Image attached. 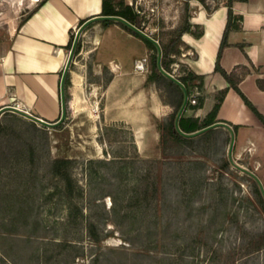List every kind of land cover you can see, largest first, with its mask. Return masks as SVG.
Returning a JSON list of instances; mask_svg holds the SVG:
<instances>
[{
    "label": "trees",
    "instance_id": "1",
    "mask_svg": "<svg viewBox=\"0 0 264 264\" xmlns=\"http://www.w3.org/2000/svg\"><path fill=\"white\" fill-rule=\"evenodd\" d=\"M190 1L185 0L184 13L174 29L150 36L158 45L122 21H97L104 23L105 27L107 24L120 26L142 40L148 48V72L141 88L149 90L155 87L163 103L171 108L165 118L153 116L159 139L152 158L143 159L137 152L132 157L113 155L110 160L90 159L84 162L62 157L51 158L47 127L39 126L35 121L13 112H5L1 116L0 236L9 240L24 230L30 239L47 230L40 216L44 201H57L67 209L66 221L62 223V235L42 239L30 254L28 264H75L77 258L87 255L84 246L79 245L84 240V229L85 236L100 247L101 242L114 233L104 232V226L108 222L121 228L123 239L134 247L133 253L139 264H153L146 263L145 257L158 259L156 264L197 263L200 253L196 252V248L198 243L202 246L203 242L199 229L195 230V233L187 234L189 237H182L176 232L173 246H179L178 240L181 237L184 239L179 256H172L168 245L160 244L156 231L161 225L166 228L170 222L166 218L173 204L176 211L185 206L184 211L193 213L195 197L200 194L203 184L207 181V176H201L200 173L206 171L209 161L217 164L214 172H219L221 176L231 173L230 157L221 154L231 145L232 135L225 127H215L193 137L184 134H195L218 123L217 114L230 89H234L241 96L263 125L264 115L240 89L242 77L236 73H228L220 64L223 50L229 45V34L240 30L243 21L242 16L235 14L233 6L235 3L248 1L226 0L228 22L217 56L215 72L227 81L228 86L217 91L213 108L205 119L201 121L199 117H195V113L205 105L206 77L196 74L182 61L184 50L187 49L183 36H199L197 31L194 32V28L198 29V26L194 27L191 23ZM198 1L209 12L220 6L219 3L212 8L206 0ZM101 16L121 17L142 30L140 13L124 1L120 3V8H115L104 0V12ZM73 41L72 35L70 47ZM79 47L80 45L75 54L79 52ZM167 74L178 80L185 89ZM257 83L264 90L260 79ZM71 85L69 70L65 80L67 100L70 97ZM186 97L188 100L185 105ZM183 107L177 125L176 120ZM21 121L25 124L19 127L18 122ZM229 125L235 133L233 153H236L239 144L236 133L240 127L231 123ZM79 166L87 175V185H83L77 177L76 170ZM246 178L252 183L256 205L264 213V196L258 182L252 176ZM9 186L11 188L7 190ZM212 193L215 194V191L210 192L211 196ZM107 197L112 201L110 209L105 205L104 200ZM220 201L224 204L227 202L222 195ZM86 208L89 209L87 213ZM243 236L239 249L229 250L217 264H237L236 261L242 257L264 250V229L256 233L244 232ZM158 248L162 250L161 257L152 256V252ZM10 251V246H0V264H20L18 254L12 255ZM100 254L92 259V264L102 262Z\"/></svg>",
    "mask_w": 264,
    "mask_h": 264
},
{
    "label": "rangeland",
    "instance_id": "2",
    "mask_svg": "<svg viewBox=\"0 0 264 264\" xmlns=\"http://www.w3.org/2000/svg\"><path fill=\"white\" fill-rule=\"evenodd\" d=\"M27 1L19 6V0H0L1 33H6L8 26L13 27L16 23H21L25 18L21 12L29 13L31 8L41 0L33 4L31 8V4ZM76 1L84 6V9L93 8L97 3V0ZM106 1L115 8H120L122 1L133 6L141 16V31L148 36L174 29L179 24L185 9V0ZM100 2L101 13H103L104 0ZM224 2L227 1L206 0V3L212 8ZM116 26L118 25L107 24L105 27L104 23L93 21L87 26L83 25L73 31L74 41L69 47V51H72L76 41V49L79 45L80 47L77 54L74 52L69 69L71 70L72 85L68 100L65 92L66 117L58 126L47 127L51 158L62 157L84 162L90 159L110 160L113 155L132 157L136 152L143 159H150L154 156V147L159 139V134L153 123V116L165 118L171 108L163 107L166 105L155 87L149 90L141 88L147 76L149 63V51L145 43L120 26ZM185 52L187 49L184 50ZM144 59L147 60V69L145 71L137 70L138 62L135 63V60L142 61ZM182 59L184 58L182 57ZM110 61L120 65L119 94L124 92L127 87H132L137 84V81H140L138 91H144L146 94L140 102V111H134V113L130 111V102L126 96L119 95V99H117L116 95L106 94V87L114 77L111 69L115 65H112ZM123 70L131 71L133 74L123 75ZM255 75L264 86V69L255 68ZM238 76L242 77L244 73L238 74ZM256 77L252 75L246 77L241 89L258 111L264 115V91L259 87ZM153 92L163 104L162 108L157 109L159 111L157 114L150 109ZM118 101L119 111L115 109ZM212 106L213 101H208L204 109L195 113V117H199L202 121ZM246 109V115L250 120L242 123L244 126L237 130L239 144L236 153L230 154V146H228L225 148V153L221 154V156L230 157L231 173L221 176L219 172H214L217 164L209 161L206 171L200 173L201 176H207V181L203 184L200 194L195 197L193 213L184 211L185 206L176 211L175 204H173L166 218L170 222L166 228L163 225L158 227L156 235L159 242L168 245L167 248L170 249L172 256H179L182 253L181 245L184 241L182 237H189L187 234L195 233V230L199 229L203 242L202 246L198 243L196 248V252L200 253L197 256L196 264H217L218 260L222 259L229 250L239 249L244 232L256 233L264 229V213L256 205L252 183L246 178V176L257 177L264 188V125L248 106ZM227 112L230 114L229 107L221 115L223 119L229 118V115H226ZM133 114L139 115L137 124L133 125L128 121L121 120ZM117 117L119 120L115 121L114 119ZM24 124L23 121L18 122L19 127ZM37 124L43 126L40 123ZM76 173L81 183L87 185V175L81 166L77 168ZM10 188L11 186L7 190ZM213 190L215 194L212 193L211 196L210 192ZM221 195L227 201L226 204L220 201ZM104 201L106 208L110 209L111 198L107 197ZM85 212H89V209L86 208ZM1 216L0 214V218ZM40 216L46 224L47 230L40 232L38 237L29 239L28 233L24 230L9 240L0 236V246H10V253L18 254L20 264H28L30 254L42 239L50 238L52 235H62L64 229L62 223L66 221L67 209L57 201H44L40 208ZM104 227L106 228L104 232L113 231L114 233L106 237L100 247L85 236L84 229V240L78 243L84 246L87 255L84 258H77L75 264H92V259L100 253H102L100 254L102 260L100 264H139L138 258L133 253L134 247L123 239L121 228L115 227L111 222L105 224ZM176 232L182 235L178 240L179 246H173ZM60 237L58 236V238ZM161 255L160 248L152 252V256L161 257ZM235 258L238 257L235 256ZM157 261L158 259L145 257L146 263L156 264ZM236 262L237 264H264V250L242 257Z\"/></svg>",
    "mask_w": 264,
    "mask_h": 264
},
{
    "label": "crops",
    "instance_id": "3",
    "mask_svg": "<svg viewBox=\"0 0 264 264\" xmlns=\"http://www.w3.org/2000/svg\"><path fill=\"white\" fill-rule=\"evenodd\" d=\"M26 1L19 0V6ZM100 1L97 0L96 5L89 9H84L76 0H41L32 8L38 1H27L32 10L26 14L21 12L24 20L13 27L8 26L6 33L0 32V111L20 102L26 111L45 121L54 123L62 119V80L71 56V36L83 22L85 25L89 20L101 16ZM190 6L191 23L194 27L198 26L194 32L198 31L199 36H183L187 52L183 53L182 61L196 74L206 77L205 105L210 100L214 105L217 91L228 86L227 81L215 72L228 22V7L224 2L209 12L197 0H191ZM233 10L243 17V21L240 30L229 34V45L223 50L220 64L228 73H244L239 83L241 89L246 77H256L255 68L264 69V0L238 2ZM110 63L115 65L111 69L114 77L106 87V94L116 95L117 99L119 95L126 96L130 111H140V102L146 95L144 91H138L140 81L119 94L120 65L114 61ZM122 74L127 76L133 72L123 70ZM152 95L150 109L157 114V109L162 108L163 104L154 92ZM239 98L241 96L234 89L229 90L217 114V122L243 127L242 123L250 120L246 115L247 105ZM227 107L230 114L227 112L226 115L229 118L223 119L221 115ZM115 109L119 111V101ZM138 116L133 114L121 120L134 125L138 122ZM114 120H119V117Z\"/></svg>",
    "mask_w": 264,
    "mask_h": 264
},
{
    "label": "water",
    "instance_id": "4",
    "mask_svg": "<svg viewBox=\"0 0 264 264\" xmlns=\"http://www.w3.org/2000/svg\"><path fill=\"white\" fill-rule=\"evenodd\" d=\"M98 20H116V21H122V22L126 23L128 26H130L132 29H134L135 31L139 32L141 35H143L144 37L148 38L149 40L153 41L155 44L158 45V43L155 40H153L150 36L144 34L141 30H139L138 28H136L135 26H133L132 24H130L129 22H127L126 20H124L121 17H116V16H109V17L99 16V17H96V18H93V19L89 20L84 26H87L91 22L98 21ZM76 45H77V41H76V43H75V45H74V47H73V49L71 51V56H70V59H69L67 68L65 70V73H64V76H63V80H62V101H63V116H62V120H60L57 123H51V122L45 121V120H43L41 118H38V117H36V116H34L32 114H29V113H26V112H23V111H19V110H15L12 107H7V108L1 110L0 111V118H1L2 114L5 113L6 111H12V112L18 113L20 115H23V116H25L27 118H30L31 120L35 121L36 123H40L41 125L46 126V127L54 128V127L58 126L65 119L66 114H67L66 105H65L66 104V102H65L66 101L65 100V80H66L67 74H68L69 69H70V65H71V62H72L73 54H74L75 49H76ZM168 76L171 79H173L174 81H176L180 86H182L185 89V87L178 80H176L173 76H170V75H168ZM187 100H188V97H186L185 105L187 103ZM185 105H184V107H185ZM184 107H183L182 111L179 113V115L177 117V120H176V124L177 125H178L179 119L181 117V114H182V112L184 110ZM215 127H225V128H227L231 132L232 141H231V145H230V154L233 153L234 143H235V133H234L233 129L231 128V126L229 124H227V123L218 122V123H216V124H214V125L206 128V129H203V130H201V131H199V132H197L195 134H191V135L184 134V135L185 136H189V137L197 136V135L202 134V133H204V132H206V131H208V130H210L212 128H215ZM253 178H255V180L258 182V184H259V186L261 188V191L263 193V196H264V188H263V185H262L261 181L257 177H255V176H253Z\"/></svg>",
    "mask_w": 264,
    "mask_h": 264
},
{
    "label": "built area",
    "instance_id": "5",
    "mask_svg": "<svg viewBox=\"0 0 264 264\" xmlns=\"http://www.w3.org/2000/svg\"><path fill=\"white\" fill-rule=\"evenodd\" d=\"M146 66H147V60L146 59H144V60H142V61H140V62H138L137 64H136V68H137V70H139V71H145L147 68H146ZM193 103H195V101H193ZM12 108H14L15 110H19V111H23V112H26V113H29L28 111H26L25 109H24V107H23V105H22V103H20V102H16L13 106H11ZM12 112V111H11ZM30 114V113H29Z\"/></svg>",
    "mask_w": 264,
    "mask_h": 264
},
{
    "label": "bare ground",
    "instance_id": "6",
    "mask_svg": "<svg viewBox=\"0 0 264 264\" xmlns=\"http://www.w3.org/2000/svg\"><path fill=\"white\" fill-rule=\"evenodd\" d=\"M33 1H35V2H36V1H39V0H33Z\"/></svg>",
    "mask_w": 264,
    "mask_h": 264
}]
</instances>
